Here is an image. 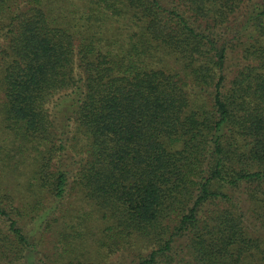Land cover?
I'll return each instance as SVG.
<instances>
[{
    "label": "trees",
    "instance_id": "16d2710c",
    "mask_svg": "<svg viewBox=\"0 0 264 264\" xmlns=\"http://www.w3.org/2000/svg\"><path fill=\"white\" fill-rule=\"evenodd\" d=\"M4 135L0 264H264V0H0Z\"/></svg>",
    "mask_w": 264,
    "mask_h": 264
},
{
    "label": "rangeland",
    "instance_id": "374dc122",
    "mask_svg": "<svg viewBox=\"0 0 264 264\" xmlns=\"http://www.w3.org/2000/svg\"><path fill=\"white\" fill-rule=\"evenodd\" d=\"M6 136L7 135H4L3 137H2V140H0L2 143H4V144H6L7 143V145H9V140H6ZM4 138H5V141H4ZM7 152L6 151H3L2 152V154H0V155H7L6 154ZM11 155H15V160L16 159H19V168H20V172H21V174H22V176L21 177H27V176H30L31 175V167H30V164H29V162H26V163H24V162H22V160H21V156H20V153L18 152V151H16V150H14L13 152H12V154ZM2 173V175H7V176H10L11 177V179H12V182H8V183H6L5 185H7V186H10V187H12V188H14V187H16V179H18V177L15 175V173H7V170L6 171H4L3 172V168L2 167H0V174ZM27 175V176H26ZM6 180V179H5ZM8 181V180H7ZM15 185V186H14ZM22 195V197L24 198V196H23V194H21ZM73 196V195H72ZM74 196H76V195H74ZM77 198V200H79L80 199V195L79 196H77L76 197ZM71 201H73L74 199L73 198H71L70 199ZM80 204H82V202H78L77 203V207L80 205ZM47 205H49L50 206V203H49V201L47 202ZM46 210L45 209H41V210H39V213H43V212H45ZM71 212L69 213V215L66 217V219H65V221L67 220V221H72V217L74 216V214L72 213L71 215ZM52 216H54V214L52 215ZM70 225H65V224H63V220H61V223L59 224V225H55V228L54 229H49V230H47V231H45V237H44V240H41V234H42V231H43V228L42 229H40V231L39 232H37L38 233V239H40V246H39V249H40V251H41V253L42 254H40L39 255V258L40 259H43L44 257H45V254H47L48 256H56V252L58 251V249H60V248H62V246H63V243H64V241H63V243L61 244V242L59 241V237H57V232L56 231H67V234L68 233H72V232H74V230H72V227H69ZM29 227L30 228H33L34 230H35V228L37 227L34 223H32V222H30L29 223ZM79 231H83L82 230V228L81 227H78L77 228ZM83 239H85V240H88L87 239V237H85V238H83ZM62 240H63V238H62ZM89 241H91V240H89ZM89 243V242H88ZM88 243H83V245L80 247V246H78V248H79V250L80 251H78L77 252V250H74V252H72V255H74V256H76L77 255V253H79V252H82V253H85V255L87 256V258H94L95 256H96V253H95V251H96V249H95V251L94 250H91V243L90 244H88ZM60 247V248H59ZM91 252V253H90ZM37 258H38V256H37ZM38 258V259H39ZM116 256H114L111 260H110V264H113V263H115V261H116Z\"/></svg>",
    "mask_w": 264,
    "mask_h": 264
}]
</instances>
